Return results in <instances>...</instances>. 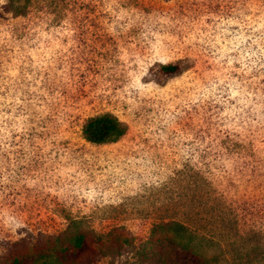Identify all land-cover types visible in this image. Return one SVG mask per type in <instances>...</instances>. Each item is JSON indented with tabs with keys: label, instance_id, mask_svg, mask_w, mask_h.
<instances>
[{
	"label": "rangeland",
	"instance_id": "obj_1",
	"mask_svg": "<svg viewBox=\"0 0 264 264\" xmlns=\"http://www.w3.org/2000/svg\"><path fill=\"white\" fill-rule=\"evenodd\" d=\"M103 115L125 135L87 143ZM73 222L264 264V0H0V259Z\"/></svg>",
	"mask_w": 264,
	"mask_h": 264
},
{
	"label": "trees",
	"instance_id": "obj_2",
	"mask_svg": "<svg viewBox=\"0 0 264 264\" xmlns=\"http://www.w3.org/2000/svg\"><path fill=\"white\" fill-rule=\"evenodd\" d=\"M7 6L17 7V0H5ZM159 78H174L182 73L177 65H160ZM125 128L111 116L87 119L82 126L83 139L92 145L116 143L125 135ZM87 229V228H86ZM72 235H67L68 233ZM30 236L6 243L7 250L0 264H220L222 256L209 259L200 253L202 243L213 245L206 236L198 234L177 222L154 224L143 244H133L131 239L121 241L119 235L84 230L80 222H73L37 242ZM42 238V237H41ZM40 239V238H37ZM133 241H135L133 239ZM128 244L129 246H124ZM165 248L169 249L166 252ZM105 261L106 263H102ZM101 262V263H100ZM225 262V261H224Z\"/></svg>",
	"mask_w": 264,
	"mask_h": 264
}]
</instances>
